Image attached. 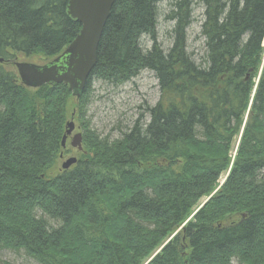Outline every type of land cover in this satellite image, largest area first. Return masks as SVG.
<instances>
[{
  "label": "trees",
  "instance_id": "trees-1",
  "mask_svg": "<svg viewBox=\"0 0 264 264\" xmlns=\"http://www.w3.org/2000/svg\"><path fill=\"white\" fill-rule=\"evenodd\" d=\"M69 1L0 0V251L39 264H264V0H175L166 49L163 0L116 2L80 99L64 84L24 86L13 64L50 61L76 38ZM145 70L160 89L148 118L115 141L83 122L88 154L49 175L92 81Z\"/></svg>",
  "mask_w": 264,
  "mask_h": 264
},
{
  "label": "rangeland",
  "instance_id": "rangeland-1",
  "mask_svg": "<svg viewBox=\"0 0 264 264\" xmlns=\"http://www.w3.org/2000/svg\"><path fill=\"white\" fill-rule=\"evenodd\" d=\"M174 2L175 0H163L159 7L158 42L163 49L171 47L174 40L173 28L175 22L167 18V14L172 10ZM203 11L202 6H195L194 22L189 28L190 45L197 55L203 53L199 51L203 46V40L198 37ZM143 44L148 48L151 47V42L147 41V39H143ZM18 61L40 65L49 62L42 60L41 55H33L30 57L20 56ZM91 90L92 96L87 108V115L83 120L80 114H77L72 119L70 116L72 109H70L68 122L72 120L75 122V130L68 138L67 147L65 153H63L65 158H60L59 155L54 168L49 172L51 176H55L64 171L62 167L67 159L71 157L82 158L83 153L74 148L71 143L74 135L80 132L82 134L85 133L83 122L89 124V128L101 137L115 141L122 138L125 132H128L132 128L139 117L143 116L147 119V108L154 106L160 97L158 80L154 73L148 70L142 71L138 76L120 85L100 79L93 80ZM74 102L75 100H73ZM233 155H235V152H233ZM224 180L222 179V182ZM0 258L11 264H39L37 261L28 257L24 251L15 252L2 249L0 251Z\"/></svg>",
  "mask_w": 264,
  "mask_h": 264
},
{
  "label": "water",
  "instance_id": "water-1",
  "mask_svg": "<svg viewBox=\"0 0 264 264\" xmlns=\"http://www.w3.org/2000/svg\"><path fill=\"white\" fill-rule=\"evenodd\" d=\"M120 0H70L69 15L77 20L82 28L76 38L68 45L62 54L47 64L39 65L31 62L15 61L20 79L28 88H40L46 84L66 85L76 98H80L85 90L88 79L98 60V48L111 15L112 8ZM5 59L0 57V64ZM75 130V122H68L66 133L62 139L65 148L69 135ZM82 133L74 135L72 146L83 150ZM63 157V155H61ZM78 162L77 157H71L63 163V169L68 170Z\"/></svg>",
  "mask_w": 264,
  "mask_h": 264
}]
</instances>
